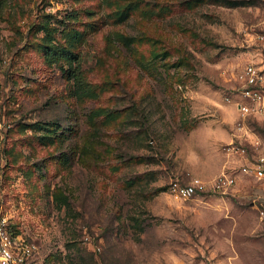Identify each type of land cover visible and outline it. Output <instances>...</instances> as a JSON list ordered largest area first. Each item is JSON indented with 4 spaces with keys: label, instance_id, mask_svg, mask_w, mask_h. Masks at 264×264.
<instances>
[{
    "label": "rangeland",
    "instance_id": "374dc122",
    "mask_svg": "<svg viewBox=\"0 0 264 264\" xmlns=\"http://www.w3.org/2000/svg\"><path fill=\"white\" fill-rule=\"evenodd\" d=\"M125 1L0 0V217L38 244L33 264H264V177L238 170L264 154V120L233 100L244 64L264 63V0H145L116 18ZM73 9L97 97L71 95L29 44L43 12L61 26ZM36 119L64 135L44 142ZM224 167L227 191L168 190Z\"/></svg>",
    "mask_w": 264,
    "mask_h": 264
},
{
    "label": "built area",
    "instance_id": "2783aa9c",
    "mask_svg": "<svg viewBox=\"0 0 264 264\" xmlns=\"http://www.w3.org/2000/svg\"><path fill=\"white\" fill-rule=\"evenodd\" d=\"M239 87L236 97L233 98L243 118L247 116L264 120V63L248 61L239 73ZM230 99V96H229ZM239 125L243 126L242 121ZM259 146V139L252 141ZM229 150L242 153L244 147L230 143ZM238 170L264 177V154L256 159H247ZM237 182L236 170L224 167L212 178L201 175H192L187 180L176 177L170 180L168 190L177 197H189L205 191H227ZM264 199V191L262 193ZM259 217L264 219V207H259ZM38 244L20 232H15L9 225L7 217H0V264H33Z\"/></svg>",
    "mask_w": 264,
    "mask_h": 264
},
{
    "label": "trees",
    "instance_id": "16d2710c",
    "mask_svg": "<svg viewBox=\"0 0 264 264\" xmlns=\"http://www.w3.org/2000/svg\"><path fill=\"white\" fill-rule=\"evenodd\" d=\"M144 1L145 0H127L122 2L114 10L116 18L124 19L128 17L131 11ZM52 16L53 15L49 12H43L41 20L39 19L33 22L31 27L34 28V32L43 29V34L34 39V43L32 42L29 44H35L37 49L42 51L49 62H60L62 64L61 66L64 73L67 75V78L71 80V85L69 86L71 95H75L79 99L97 97L101 86L89 81L81 66V50L78 48V44L82 43L84 39L85 29L75 25L77 11L73 9L66 13L65 16L56 17L59 22H61V26L50 21ZM118 36L127 43L134 38L133 35H127L122 32H119ZM57 125H59V123L53 119L46 121L36 119L25 123V126L31 127L35 132L38 131V133L35 134L39 136V138H43L42 140L44 142H46L47 138L52 141L54 138L59 137L60 134L64 135L65 131L63 130H60L58 133L56 132L55 128ZM41 129H43V131L39 132ZM53 130H55L56 133H52ZM77 248L78 250H82L83 246L78 245ZM80 253L82 252L80 251Z\"/></svg>",
    "mask_w": 264,
    "mask_h": 264
}]
</instances>
